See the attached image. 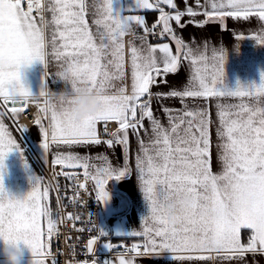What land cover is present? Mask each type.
I'll return each mask as SVG.
<instances>
[{"label": "snow or ice", "instance_id": "snow-or-ice-1", "mask_svg": "<svg viewBox=\"0 0 264 264\" xmlns=\"http://www.w3.org/2000/svg\"><path fill=\"white\" fill-rule=\"evenodd\" d=\"M206 3L210 11L205 9L202 14L208 20L222 22L230 17L244 22L258 18L264 22V0H206ZM112 4L113 0H101L92 5L96 17L94 33L86 19L87 0H47V6L44 0H27V10L22 7V0H0V102L6 107L12 105L7 111L14 118L27 115L30 102L35 103L38 111L33 123L39 126L40 147L45 156L50 146L57 149L99 146L102 143L97 134L100 122L104 123L105 133L112 137L103 143L110 148L114 144L123 145L127 151L129 129L139 139L143 122L145 119L150 122L152 139L148 146L139 140V151L135 156L139 189L147 206L143 231L117 233L122 237L144 238L143 245L133 244L128 249L135 256L156 255L167 250L188 254L174 259L192 260L204 259V256L193 255L204 251L264 253V73H261L258 85L237 82L234 89H229L224 83L226 53L214 52L209 63L206 54H196L174 31L172 21L183 28L181 19L184 15L198 14L192 7L176 10L174 0H132L121 11L114 10ZM163 6L176 11H166ZM197 6L200 7L199 0ZM137 10H156L158 19L149 27L145 16L125 14ZM34 11L36 16H33ZM45 12L51 14V19L45 17ZM134 26L144 33L138 37L139 46L133 42L137 38ZM49 28L50 39L46 37ZM149 34L170 39L175 44V52L169 43H149ZM126 36L133 37L128 41L131 90L128 92L125 87H120L111 92L112 81L123 80L125 76ZM250 38L258 45H264V34ZM49 55L61 62L57 79L70 86L59 107L48 99L44 83L46 73L41 76L42 85L37 94H33L21 79L22 69L34 62L46 69ZM182 60L191 64L187 85L182 90L153 94V86L166 84L168 74H178ZM80 85L86 87L82 89ZM81 91H95L100 107L79 122H72L70 106ZM153 98L158 101L179 99L181 102L185 98L239 100L237 104H217L219 127L216 134L221 140L219 159L222 162L219 174H214L209 166L207 110L185 109L173 116L171 109L164 108L169 113V126L164 127L154 118L150 107ZM44 120L48 121L47 126ZM110 121L118 125L113 132L107 128ZM182 126L183 135L179 131ZM19 130L23 133L29 129L21 127ZM12 151L21 153L22 149L0 120V240L22 243L30 250L31 264H45V258L50 255L46 239L58 234V225L64 220L79 221L81 217L72 213L54 217L49 206L50 185L34 174L29 176L31 189L23 198L11 195L3 185L2 173L3 161ZM101 158L106 160V157ZM20 159L24 161L22 154ZM90 160L89 156L58 151L52 163L83 170L85 181L91 179L94 182L96 200L103 204L109 199L108 183L128 177L131 168L127 159L119 168L107 162L97 166ZM77 187L87 190L85 182H78ZM78 195L69 199L75 202ZM186 197L196 202L195 207L209 212V218H198L194 211L180 207L177 209L179 226H169L165 206L173 200L179 203ZM57 205L60 207L59 198ZM89 221L92 222L90 217ZM242 229L250 231L247 245L241 244ZM98 232V236L88 239L86 245L87 252L93 256L96 253L94 246L106 237L99 226ZM103 246L108 254L119 247L113 243H103ZM141 247L143 253L139 251ZM53 264H56L55 260ZM92 264L101 262L94 259ZM102 264H109V261L105 259ZM118 264H133V260L119 256Z\"/></svg>", "mask_w": 264, "mask_h": 264}, {"label": "crops", "instance_id": "crops-1", "mask_svg": "<svg viewBox=\"0 0 264 264\" xmlns=\"http://www.w3.org/2000/svg\"><path fill=\"white\" fill-rule=\"evenodd\" d=\"M101 2V0H87L89 5L88 14L86 19L88 20L90 29L95 33L96 25L93 24L95 9L92 7L94 3ZM177 4L176 10H184L186 7H192L198 14L195 16L184 15L181 19L183 28L177 26L174 21L172 25L174 31L179 35L185 43L196 52V54L204 53L209 57V63H211V57L213 53H219L221 51L226 53V63L224 65L225 70V85L229 89H234L239 82L240 85L259 84L261 73H264V45H258L252 37L253 35L264 34V22H260L258 18H250V22L237 21L233 18L226 17L221 22L219 20H208L203 15V11L208 9L210 11L209 4L206 0H199L200 7L197 6V0H174ZM45 6H47V0H44ZM132 3V0H113V8L123 10L126 5ZM166 11L173 12L176 10L168 9ZM126 15H143L146 17V23H149L148 17H154V20L158 19V11L156 10H137L126 12ZM47 19H51V14L44 13ZM207 21L203 27L199 25ZM153 22V21H152ZM155 22V21H154ZM37 23L39 18L37 17ZM136 32V39L133 40L132 36H126L125 39V76L123 80H113V88L111 92H116L120 87H125L128 92L131 90V69L128 59V41L133 42L139 46V36L143 35V30L138 26H134ZM237 36L249 37L245 39H237ZM46 37L51 38V28L46 30ZM97 42H99L97 40ZM148 42L155 45L158 43H169L173 52H175V44L165 37L160 42H155L148 37ZM51 53V46L48 48ZM111 57H109L110 59ZM61 62H57L51 55L48 57V64L46 69H43L39 62L27 66L21 73L22 82L33 93L37 94L41 88L42 81L41 76L45 75L44 83L47 85V91L49 93H59L60 91H66L70 86L61 80H58L56 74L61 70ZM112 70L111 68L109 69ZM191 75V64L188 61L181 62L178 74H168L167 83H161L159 87L153 86L151 91L153 94L162 93L165 94L171 89L182 90V87L187 85L188 79ZM216 98H185L183 102L179 99H152L150 107L153 110L154 118L159 120L164 127L169 126V113L164 111V108L172 110L171 115L175 116L178 113H182L185 109L197 111L207 110L210 120V135H209V166L214 174H219L222 171V162L219 159L221 150L219 145L221 143L220 138L216 134V130L219 127V118L215 110ZM234 102H239L237 98H229ZM211 100V101H210ZM215 101V102H214ZM43 103V100L40 101ZM252 103L251 100L248 101ZM31 106L36 107L35 103L30 102ZM8 105L7 107H11ZM7 107L0 102V120L3 121L5 126L11 132L12 136L17 140L21 149L24 148V161L17 164L15 160L10 157L9 152L4 161V171L2 173V181L6 190L17 198H23V196L30 191L31 186L29 183V176L36 175L42 179V182L50 185L42 172L43 165L57 166L61 169L71 170L72 168H63L60 165H53L52 161L55 158L57 152L64 154L73 153L80 154L81 156L91 157L90 162L97 166H103L106 162L110 163L114 168L122 167L124 160L127 159L131 172L128 177H124L119 181L113 180L108 183L106 190L109 193V199L107 202L99 203V219L101 223V230L106 233V237L99 240V248L105 250L103 243H113L115 240L130 239L133 242H141L144 244L143 237H122L117 233H130L131 231H143V216L147 213V206L143 199V195L139 189V182L137 178V172L135 170V156L139 151V140H143L145 146L149 145L152 139L151 124L145 119L143 122L144 128L139 130V139L136 134L129 129V145L127 151L123 145H113L108 147L103 141L111 139L109 135H103L104 123L100 122L97 125V134L102 143L99 146H64L57 149L55 146H50L48 153L42 154L40 142L42 137L39 133V126H35L34 123L25 124L22 118L25 115L14 119L12 114L7 111ZM59 107V106H58ZM187 119V118H185ZM22 120L25 124L22 127L28 128L25 132H21V127L16 126L15 122ZM114 122V121H110ZM116 129L118 125L116 122ZM45 126L48 121L44 120ZM147 130V133L145 132ZM180 134H184V126L180 128ZM27 143L31 148V153L28 154L29 149ZM24 145V147H23ZM28 152V153H27ZM106 157V160L101 158ZM27 165V167H25ZM81 170V169H77ZM83 171V170H82ZM92 171V169H90ZM92 187L95 190L94 182L92 181ZM96 191V190H95ZM52 195V189L50 186L49 193V206L50 196ZM53 211V210H52ZM57 213H53L54 217ZM118 215L116 218H114ZM58 216V214H57ZM243 230V229H242ZM248 241V240H247ZM118 242V241H117ZM27 256V251H25ZM187 253H170L167 250L159 254L141 255L135 257H125L126 259H132L133 264H264V253L260 252H247V251H227V252H215L204 251L201 253H195L194 256H204V259H174L173 257L186 256ZM105 259H103L104 261ZM109 264H118V257L107 258ZM2 264V259H0ZM45 264H50L49 259L45 258ZM73 264V263H68ZM75 264H84V262H78ZM102 264V263H101Z\"/></svg>", "mask_w": 264, "mask_h": 264}, {"label": "built area", "instance_id": "built-area-1", "mask_svg": "<svg viewBox=\"0 0 264 264\" xmlns=\"http://www.w3.org/2000/svg\"><path fill=\"white\" fill-rule=\"evenodd\" d=\"M22 7L27 10V0H22ZM33 16H36L35 11L33 12ZM156 31L158 33L159 29ZM148 37L155 42L163 40L160 39L158 35L153 36L149 34ZM37 111L38 109L29 104L27 115H25L22 120L29 118L31 121L29 124L33 123ZM22 120L15 122L16 126H24ZM107 128L109 132L115 131V123L108 122ZM103 135L108 134L104 131ZM42 172L49 182L55 197V213L58 214V217H66L68 213H72L73 216L79 215L81 217L79 221L64 220L63 223L58 225V234L54 235L50 240L46 239L47 250L50 252V255L46 258L49 259L50 264H53V260L56 261V264H75L78 262L92 264L94 259H98V262H102L103 259L119 256L135 257V254L130 253L128 249H130L133 244H143L141 242L135 243L130 239L113 242V244L118 245L119 247L114 248L109 254L106 249L101 250L99 248L98 241L97 245L94 246V249L96 250L95 256L89 254L86 247L87 241L92 237L98 236V226L101 228L99 219V202L95 198V190L92 187V180L89 179L85 181L83 171L77 169L66 170L57 166L43 165ZM78 182H85L87 190L79 189L77 187ZM76 193L79 195L77 200L73 202L69 198L73 197ZM58 198L60 207L57 205ZM89 217L92 219L91 223ZM81 228L84 229V231H78V229ZM139 251L143 253L144 250L141 247Z\"/></svg>", "mask_w": 264, "mask_h": 264}, {"label": "clouds", "instance_id": "clouds-1", "mask_svg": "<svg viewBox=\"0 0 264 264\" xmlns=\"http://www.w3.org/2000/svg\"><path fill=\"white\" fill-rule=\"evenodd\" d=\"M26 67L22 69L25 70ZM83 89L85 85H80ZM96 92H84L81 91L74 97V102L70 106V119L72 122H79L83 117L92 115L95 113L100 105L96 98ZM65 98V91L59 93H49L48 99L50 102L57 107L61 101ZM196 202L191 197H186L179 203L175 200L169 202L165 206L167 215V222L169 226H179L180 224V213L177 211L178 208L183 207L189 212H195L196 217L202 219H208L210 213L200 208L195 207ZM198 238V237H197ZM27 251V256L25 255ZM0 259L2 264H31V254L27 246L22 243H16L12 241L0 240Z\"/></svg>", "mask_w": 264, "mask_h": 264}, {"label": "rangeland", "instance_id": "rangeland-1", "mask_svg": "<svg viewBox=\"0 0 264 264\" xmlns=\"http://www.w3.org/2000/svg\"><path fill=\"white\" fill-rule=\"evenodd\" d=\"M211 101V100H210ZM215 101H216V103H218L219 102V104H237V102H234L233 100H231V99H229V98H219V99H215ZM214 101V102H215ZM239 103V102H238ZM215 110L216 111H218V109H217V105L215 104ZM23 114H21V115H19L18 117H16V118H14V119H19V117H21ZM23 147H24V145H23ZM27 147H28V149L30 148V146H29V144L27 143ZM23 151H24V148H23V150H22V152L21 153H17L16 151H12L11 153H10V157L13 159V160H15V162L17 163V164H20V163H22V161H21V159H20V156H21V154L23 155V157H25V155H24V153H23ZM31 148L29 149V153L28 154H30L31 152ZM55 217H58L57 216V214L55 215Z\"/></svg>", "mask_w": 264, "mask_h": 264}, {"label": "trees", "instance_id": "trees-1", "mask_svg": "<svg viewBox=\"0 0 264 264\" xmlns=\"http://www.w3.org/2000/svg\"><path fill=\"white\" fill-rule=\"evenodd\" d=\"M148 19H149V23L150 24L155 21L154 17L153 18L152 17H148ZM50 204H51V209L53 210V213H55V211H56V203H55V197L53 195V192H52V195L50 196ZM117 216L118 215H116L114 218H116ZM249 236H250V231L249 230H246V229L241 230V244L242 245H247V240H248ZM117 241H119V240H115V242H117Z\"/></svg>", "mask_w": 264, "mask_h": 264}, {"label": "bare ground", "instance_id": "bare-ground-1", "mask_svg": "<svg viewBox=\"0 0 264 264\" xmlns=\"http://www.w3.org/2000/svg\"><path fill=\"white\" fill-rule=\"evenodd\" d=\"M27 119L30 120L29 118H26V119L24 120L25 124H28V122H29ZM23 124H24V123H23ZM25 124H24V125H25Z\"/></svg>", "mask_w": 264, "mask_h": 264}, {"label": "water", "instance_id": "water-1", "mask_svg": "<svg viewBox=\"0 0 264 264\" xmlns=\"http://www.w3.org/2000/svg\"><path fill=\"white\" fill-rule=\"evenodd\" d=\"M9 105H11V104H9Z\"/></svg>", "mask_w": 264, "mask_h": 264}]
</instances>
